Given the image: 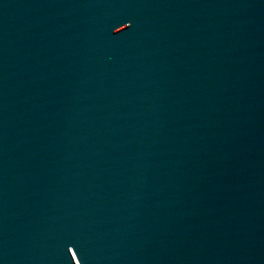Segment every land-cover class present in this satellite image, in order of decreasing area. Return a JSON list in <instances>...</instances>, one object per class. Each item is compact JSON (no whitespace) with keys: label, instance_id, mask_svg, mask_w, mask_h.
Wrapping results in <instances>:
<instances>
[{"label":"water","instance_id":"obj_1","mask_svg":"<svg viewBox=\"0 0 264 264\" xmlns=\"http://www.w3.org/2000/svg\"><path fill=\"white\" fill-rule=\"evenodd\" d=\"M0 264H264V0H0Z\"/></svg>","mask_w":264,"mask_h":264}]
</instances>
